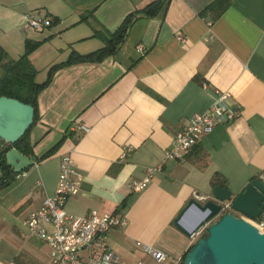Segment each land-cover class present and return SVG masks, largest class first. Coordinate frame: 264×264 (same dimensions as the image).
<instances>
[{"label": "crops", "instance_id": "0c3cea01", "mask_svg": "<svg viewBox=\"0 0 264 264\" xmlns=\"http://www.w3.org/2000/svg\"><path fill=\"white\" fill-rule=\"evenodd\" d=\"M151 1L0 0V47L17 59L27 40L41 42L29 56L41 83L48 68L72 51L84 55L103 47L94 33L113 32ZM213 1L170 0L157 16L138 18L114 55L55 72L37 99L39 120L29 135L33 165L0 186V264H51L47 245L22 222L54 194L64 155L84 177L65 211L119 212L127 219L107 240L122 264H180L205 232L191 237L173 223L195 196L212 195L215 173L225 178L232 196L252 179L264 183V0H229L217 19L205 11ZM28 13L49 18L51 26L26 28ZM215 90L229 94L239 117L215 127L185 161L167 162L145 190L130 192L127 183L162 161L173 134L206 111ZM79 124L89 131L72 132ZM60 138L55 154L37 163ZM6 145L0 139V150ZM127 146L132 150L121 160ZM199 219L190 209L180 225L189 233ZM137 242L166 260L155 262Z\"/></svg>", "mask_w": 264, "mask_h": 264}, {"label": "built area", "instance_id": "2783aa9c", "mask_svg": "<svg viewBox=\"0 0 264 264\" xmlns=\"http://www.w3.org/2000/svg\"><path fill=\"white\" fill-rule=\"evenodd\" d=\"M25 18V27L32 30L39 31L52 24L49 18H41L36 14L28 13ZM138 50L140 53L144 51L141 46ZM202 86L206 88L207 85L204 83ZM228 98L227 92L215 90L213 101L206 111L194 114L173 134L171 145L165 150L162 161L154 167L146 168L142 178L130 180L127 189L136 193L145 190L151 178L161 172L167 162L185 161L190 151L215 127L229 125L236 120L240 113L236 107L228 104ZM71 130L76 134H85L89 128L79 124L71 127ZM131 150L130 146L124 147L120 159L128 156ZM83 178L72 157L62 156L54 194L45 197L42 206L31 212L22 225L29 235L38 237L47 245L51 264H122L107 243L111 230L127 226V219L121 213H103L92 209L85 216H73L64 209L66 201L80 192ZM204 199L195 196L194 200ZM230 204L228 201L220 203L222 214L233 212ZM249 222L264 232V211L258 219ZM203 231H199L197 236ZM136 245L157 263H163L167 258L164 253L141 243L137 242Z\"/></svg>", "mask_w": 264, "mask_h": 264}, {"label": "water", "instance_id": "95a60500", "mask_svg": "<svg viewBox=\"0 0 264 264\" xmlns=\"http://www.w3.org/2000/svg\"><path fill=\"white\" fill-rule=\"evenodd\" d=\"M34 111L30 105L16 99L0 97V139L6 144L19 140L33 122ZM6 164L15 174L33 165V162L15 149L6 155ZM228 201L233 212L221 213V202ZM190 209L200 214L195 228L187 233L180 220ZM264 211V183L251 180L238 195L232 196L227 188L215 187L212 195L204 200L188 203L174 226L188 236L199 237L187 252L182 264H264V232L250 220H256Z\"/></svg>", "mask_w": 264, "mask_h": 264}, {"label": "trees", "instance_id": "16d2710c", "mask_svg": "<svg viewBox=\"0 0 264 264\" xmlns=\"http://www.w3.org/2000/svg\"><path fill=\"white\" fill-rule=\"evenodd\" d=\"M169 1L170 0H153L142 9L128 14L113 32L99 31L94 33V37L102 39L104 43L103 47L84 55H80L72 51L67 60L54 64L48 68L46 77L41 83L36 82L38 71L34 68L29 59L30 54L40 46L41 42H32L27 40L24 44V51L22 55L17 59L9 57L8 54L0 47V97L3 96L16 99L23 104L30 105L34 111L33 122L25 134L16 142L7 144L0 150V186L9 184L19 174H15L6 164L5 155L10 149L13 148L17 150L29 159L33 157L32 144L30 142L29 135L31 129L39 120L37 106L38 95L51 84L55 72L61 68L76 64H97L105 58L114 55L120 44L123 42L127 30L138 18H151L157 16L162 11H165ZM229 4V0H214L213 3L205 9V11H210L213 14V19H217L228 8ZM87 16L88 15H83L81 20H86ZM62 140L63 138H60V140H58L35 161L39 163L40 161L54 155L60 147ZM210 185L212 188H226L225 178L222 177V175L215 173L210 180ZM205 235L206 233L202 236ZM187 252L184 254L180 264H182Z\"/></svg>", "mask_w": 264, "mask_h": 264}, {"label": "rangeland", "instance_id": "374dc122", "mask_svg": "<svg viewBox=\"0 0 264 264\" xmlns=\"http://www.w3.org/2000/svg\"><path fill=\"white\" fill-rule=\"evenodd\" d=\"M235 216H240V214L238 213H233ZM249 221H251L250 219H248Z\"/></svg>", "mask_w": 264, "mask_h": 264}, {"label": "flooded vegetation", "instance_id": "af4514ba", "mask_svg": "<svg viewBox=\"0 0 264 264\" xmlns=\"http://www.w3.org/2000/svg\"><path fill=\"white\" fill-rule=\"evenodd\" d=\"M241 216V215H240Z\"/></svg>", "mask_w": 264, "mask_h": 264}]
</instances>
